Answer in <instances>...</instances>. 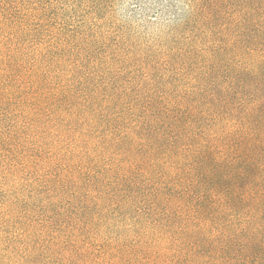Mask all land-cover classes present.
<instances>
[{"label":"trees","instance_id":"trees-1","mask_svg":"<svg viewBox=\"0 0 264 264\" xmlns=\"http://www.w3.org/2000/svg\"><path fill=\"white\" fill-rule=\"evenodd\" d=\"M0 264H264V0H0Z\"/></svg>","mask_w":264,"mask_h":264}]
</instances>
